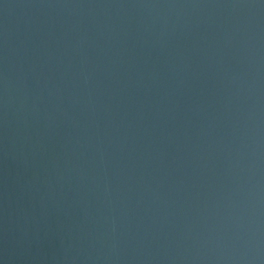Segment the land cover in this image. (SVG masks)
Returning a JSON list of instances; mask_svg holds the SVG:
<instances>
[{"label": "water", "instance_id": "obj_1", "mask_svg": "<svg viewBox=\"0 0 264 264\" xmlns=\"http://www.w3.org/2000/svg\"><path fill=\"white\" fill-rule=\"evenodd\" d=\"M0 264H264V0H0Z\"/></svg>", "mask_w": 264, "mask_h": 264}]
</instances>
